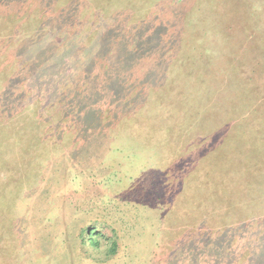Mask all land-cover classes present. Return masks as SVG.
Segmentation results:
<instances>
[{"label":"rangeland","instance_id":"obj_1","mask_svg":"<svg viewBox=\"0 0 264 264\" xmlns=\"http://www.w3.org/2000/svg\"><path fill=\"white\" fill-rule=\"evenodd\" d=\"M207 13L223 45L236 47L232 60L256 71L260 95L211 92L214 71L181 60L180 50L205 46L192 30ZM263 14L264 0H0V113L31 115L5 131L13 121L0 118L9 134L0 146L17 155L1 163L0 198L14 197L0 211V264H264V190L250 177L264 166ZM139 17L145 34L126 40L116 24L132 28ZM171 46L180 49L173 60ZM25 49L33 59L14 68L10 58ZM115 76L126 95L111 108ZM184 78L204 85L189 94ZM242 124L252 127L249 141ZM210 130L220 133L215 151L204 148L198 162L195 135ZM29 144L42 148L37 156ZM213 202L222 213L205 217ZM230 221L245 224L253 244L237 238L241 246L218 259L211 247Z\"/></svg>","mask_w":264,"mask_h":264},{"label":"trees","instance_id":"obj_2","mask_svg":"<svg viewBox=\"0 0 264 264\" xmlns=\"http://www.w3.org/2000/svg\"><path fill=\"white\" fill-rule=\"evenodd\" d=\"M212 16L213 15H211V13H207L206 15H202L201 16L205 21L209 20V22L212 24V27H213V28H211V29H213L212 32L210 31V27H207L209 25V22H207L204 25V27H202V28H200L199 25H198V29L196 28V30H192L193 33L195 35H197V38H196L195 42L205 43L204 47H202V48H200L198 50L199 44H197V43H194V45L192 47H188L184 43L181 42V45L188 47V50H184V49L180 50L178 48L174 50L173 47L171 46V50L172 51L169 50V51H167L168 53H166V51H165V53H166L165 56L170 55L171 57L169 59L173 60V59L176 58V54L180 50V53L182 54L181 55V60H183V61L190 60V63L196 62L197 64H200V67L198 68V70H201L200 73H203L204 69H206V68H207L208 71H210L209 74L214 71V74L217 77H219L220 79L218 80V83H213L211 85L212 86V91L211 92L220 91L221 89L223 91V89L227 90V88H229V90H232V89H238V88L242 87V89H244V92L246 94H248V96H249L250 93L253 95L255 92H256V94H255L256 96L260 95L261 87L260 86H255V88L253 87V85L255 83V80H256V78L254 77L256 71L251 66H241L239 63H235L232 60L233 58H237V56H236V47H234V46L225 47L223 45L224 39H222L223 36L221 35L220 29H219V26H218L219 24H218L216 18L214 16L213 17ZM261 17L264 18V16H261ZM101 18H102L101 16L100 17H93L92 21H94V19H95L96 23H100V19ZM124 18H127V17L124 16L122 19H124ZM140 20H141V18L139 17L138 22H134V23L132 22L133 23L132 24V28H131V25H130L131 29L129 28V25H128L127 21H126L127 22L126 25H124V26L116 24V29L117 30L120 29V31L123 33V38L126 37V40H128V37L124 33L128 34L131 30L135 31V32L140 30V32L143 31L144 34H145V28H143V27L140 28V26H139ZM103 23H106L108 25H109V23L114 24L115 23V18L114 19H109L107 22H103ZM105 26L106 25H104V27ZM153 26H155V25H153ZM158 29L159 30H164V29H162L160 27ZM13 37L14 36H12V38ZM15 39H17V38L15 37ZM177 44H178V42L175 44V47H177ZM179 45H180V43H179ZM178 47H180V46H178ZM176 50H177V52H176ZM30 51L25 49V51L22 52L21 55H19L18 57L16 55V56H12L10 58V60L15 65L14 68L15 67L19 68L16 65V61L18 63L20 61L18 58H20V59L22 58L23 59L24 57H27V58H30L31 60L33 59V57H28V55H27L28 53L30 54ZM173 51L175 52V54L173 53ZM229 60H230V62L227 63L226 61H229ZM32 63H33V61H32ZM223 63H225V64H223ZM206 74L207 73H205L204 75H206ZM257 74H258V72H257ZM11 76H13V74L9 75L8 77L6 76L5 80L11 79ZM118 77H119V75H118ZM115 78H116V84H115L116 86L114 85V83L108 85L109 86L108 90L110 88V92L108 93L109 94L108 98H109V104H110L111 108L115 107L113 105V103L117 102V98H118L117 104H119V102L121 101V98L123 97V95H126L125 92H124L125 91V85L119 86V85H122L123 82L121 80H119L116 76H115ZM205 78H208V77H205ZM205 81L208 83V82L212 81V79H210V78L208 80L205 79ZM237 83H239L240 85L238 86ZM202 84L204 85V83H202V82L201 83L200 82L192 83L190 81H187L184 78V81H182L181 89H183L185 92L187 90V92L189 94H191V92L195 91V88L198 85H202ZM113 86H115V87H113ZM112 89H114V90L112 91ZM3 90H4V88L2 89V91ZM95 95H96V93H95ZM207 95L209 96V94H207ZM207 95L203 94V95L200 96V98H202V99L203 98H208ZM102 97H103L102 95H98V98L96 97L97 99H99L100 105H102V103H101L102 101H100V99L101 100L103 99ZM4 101L5 100H3L2 96H0V106H2V105L5 106ZM209 103H210V100L208 101V103H206L205 101H199V102H197V106H205V105H209ZM4 108H6V107H4ZM4 108L2 107L3 110H4ZM101 108L103 109L102 106L100 107V109ZM14 112H18V110H15ZM19 115L20 114L11 115V116H2V113H0L1 120L2 119L4 120V122L2 121L3 125H4L5 122H8L10 120L13 121V125L12 126L10 125L9 127L6 125L7 127L5 129H3V131L7 130V128H9V130H10V127H11V130H12L13 127L16 124H18L19 122H20V125L24 126L25 123L29 120L28 118L31 117V115L27 117L26 114H21L20 116ZM5 117L8 120L4 119ZM200 124H202V123H200ZM216 125L219 128L218 123H216ZM247 125L246 124H242L240 129L237 131V133H239V135H242V139L243 140L249 141L250 135H251L250 129L252 127H251L250 124H247ZM215 132L216 131L210 130L209 132H207L201 138H199V136L195 135L196 136V140H195L196 142L195 143L202 141L200 146H195L197 154L199 152H201L204 148H206V150H208L210 148H213V145L210 142L213 141V144H214L216 138L219 137V135H220V133L217 131V134H216L217 137H214L215 136L214 135ZM3 133L4 132H2L0 130V141L2 140L3 137L9 136V134L4 135ZM226 135H228V134H226ZM235 135H236V133L233 134V135H230L228 137H225V138L233 139V137ZM209 145H210V148L208 147ZM252 147H254V146L251 145L250 148H252ZM16 149H18V147H16ZM25 149L27 151H29V152L31 150L32 153L36 154L35 156H37V154H38L36 152H39L40 150H42L41 147H38L35 150V148H33V146L31 144H29L28 147H25ZM9 151H11V152H9ZM203 151H205V150H203ZM214 151H215V148H213L211 150V152H214ZM216 151H217V149H216ZM12 153H13L12 149L6 151V147L0 146V178H1V176H4L2 174V165H1L3 160L7 161L8 159H11V157H13L14 159L17 158L16 157L17 155H15V154L14 155H10ZM190 153L196 154L195 151H192V150L188 151V154H190ZM205 155L206 154H202V153L198 154L197 155L198 157L196 158L197 161L198 162H204V158H205L204 156ZM26 157H30L29 154L26 155ZM259 157H264V155L261 154V155H259ZM208 165L210 166L209 163H208ZM31 172H32V170L29 172L30 176H31ZM251 176H254L253 180H255V181H253V183L251 185L252 186H255V185L258 186L259 185V187H263V190H264V166H262V172L261 173L258 174V173H253L252 172V173H250V177ZM14 181L20 187L23 185V183L22 182L20 183L17 180L16 177H15ZM24 184H25V182H24ZM20 187H19V189H20ZM8 195L7 196L5 195V196L7 197L6 200H8V202L10 203V199H11L10 197L13 196V193H8ZM0 197H2V194L0 195ZM4 200L5 199L1 200V198H0V211L5 210L7 205L9 204L8 202H5ZM222 206H219L218 203H214V202L213 203H207L206 207H205V210H204L205 214H206L205 217H207L208 215H210L212 213L213 214L210 215V216H213V217L215 216L216 217L218 215L217 212L220 211L222 213V209H223ZM263 220H261V221H263ZM216 221H219V220H216ZM220 224H221V222H220ZM241 225H245V224H241ZM241 225H236L234 222L230 221V224L228 222V227L226 228V230L223 231V233L222 232L221 233H219V232L217 233L216 232L217 233V237L215 238V240H214V242L212 244V247H211V252H213L212 255H214L216 258L219 259L220 256L222 255V253L226 251L227 252V256H228V253H232L233 249L236 250V248L239 245L241 246V244H237V241H236L237 238H241V239L245 240V243H243L244 247H249L250 248L252 246L253 243H249V245L247 246L248 240L251 239L252 237L243 233V232H246V230H248L247 229L248 228L247 225H246L247 228H245V229H242ZM263 226H264V224H263ZM210 231H212V230H210ZM88 232H89V234H88L89 240L91 242H93V240L95 239L94 238V235H95L94 233H96V232H92V231L90 232V230L88 229V230L84 231L83 233L86 234ZM193 243L194 242L192 241V244ZM263 249H264V244H263ZM235 255H237V254L233 253V256H235ZM259 260H260V262L263 260V263H264V251L263 250L259 254ZM196 261H198V264H200L198 258H196ZM230 261H231L232 264H237V262L239 264V261H238L237 257H233L232 259H230Z\"/></svg>","mask_w":264,"mask_h":264}]
</instances>
